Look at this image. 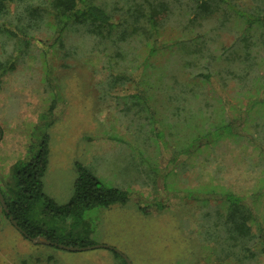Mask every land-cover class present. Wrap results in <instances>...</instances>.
I'll use <instances>...</instances> for the list:
<instances>
[{
	"label": "rangeland",
	"instance_id": "rangeland-1",
	"mask_svg": "<svg viewBox=\"0 0 264 264\" xmlns=\"http://www.w3.org/2000/svg\"><path fill=\"white\" fill-rule=\"evenodd\" d=\"M108 1H119L120 8L130 2ZM226 12L217 11L186 29L173 24H183V14L169 16L172 23L164 28L165 39L200 36L201 54L210 51L205 57L211 56L210 67L218 74L214 77L216 89L206 85L190 101L186 96L178 101L177 90L168 95L158 89L162 92L155 93L151 103L165 131L160 142L152 137L144 111L130 109L129 93L134 90L130 84L107 90L104 50H96L80 33H70L64 45L51 54L52 77L61 94L53 108L47 78L38 73L47 67L35 64L33 52L6 72L0 82L3 182L9 181L12 164L24 159L28 148L46 136L43 193L54 203L64 205L73 195L77 164L106 186L130 194V200L89 209L80 218L54 219L60 225L54 228L55 237L73 247L84 242L90 244L84 247H108L79 252L25 238L3 215L0 205V264H126L124 257L130 264H264V252L242 261L229 255H240V248H228L222 240L224 206L207 195L228 191L249 199L260 192L255 209L264 225V111L253 114L255 118L260 113L254 123L259 126H247L249 140L227 137L201 148L199 154L176 158L177 166L168 164L191 137L213 129L222 118L239 117L251 91L264 83V46L257 41V32L250 33L254 46L238 39L237 33L243 34L239 21ZM49 35L45 30L39 33L44 41ZM15 47L11 40L1 39L0 60L11 58ZM125 47L133 49L131 43ZM249 52L250 57L244 58ZM181 53L180 47L170 46L151 59L156 81L163 79L171 87L175 86L174 76L186 81L192 66L180 64L176 57ZM205 57L201 65L208 63ZM119 67L124 70L127 64L121 62ZM220 96L227 102L225 109L218 102ZM180 102L182 109L177 107ZM194 189L195 200L187 196ZM154 201L161 202L163 209L157 210ZM138 207L150 214H142Z\"/></svg>",
	"mask_w": 264,
	"mask_h": 264
},
{
	"label": "trees",
	"instance_id": "trees-1",
	"mask_svg": "<svg viewBox=\"0 0 264 264\" xmlns=\"http://www.w3.org/2000/svg\"><path fill=\"white\" fill-rule=\"evenodd\" d=\"M118 2L0 0V40H11L16 45L14 57L11 56L3 62L0 60V82L6 72L11 71L15 64L22 60V56L28 57L33 52L35 64L39 66L42 63L47 67L46 70L38 69V73L43 74L44 79L47 78L46 85L52 94L53 108L59 102L61 94L52 77L51 54L64 45L63 40L69 38L70 33L72 35L80 33L88 44H94L96 50L97 48L99 52L104 50L101 55L105 58L108 68L107 90L110 91L116 86L127 87L130 84L134 89L133 93H129L130 109L144 111L145 118L151 126L152 137L160 142L165 139V131L159 124L160 120L156 116L158 114L151 103L155 93L163 90L168 91L166 94L170 95L172 92L175 94L177 90L179 92L175 98L178 101L184 96L190 101L192 98L195 99L197 93L206 85H212L216 89L214 77L218 74L210 67L211 56H206L208 63L202 65L200 63L207 53L211 54L209 50L201 54L200 36L165 39L164 28L169 22L172 23L169 19L171 14L176 12L181 17L183 14L185 24L184 21L183 24L180 21H173V24L175 27L181 26L182 29H186L195 25L199 19L217 11H224L226 15L228 11L230 15H235L239 21V29L243 32L241 35L237 33L238 39L247 42L249 46H254V41L249 39L252 37L250 33L257 32V41L264 46V0H130L127 6L121 8ZM44 30L51 33L47 37L49 41L39 37V33ZM130 43L133 49L126 50L125 45ZM170 46L178 49L180 47L182 50L183 53L176 57L181 65L192 66L187 71L188 77L185 82L173 77L175 86L172 87L163 79L156 81L151 70L153 66L151 59ZM143 52L145 55L140 59ZM248 57L250 52L244 58ZM121 62L127 64L124 70L119 67ZM248 97L239 117L222 118L213 129L191 137V140L183 145L184 149L168 160V164L177 166L176 158L181 156L186 158L192 152L199 154L201 148L216 145L227 137L233 139L242 137L249 140L245 133L247 126L253 125L261 111H264V83L261 82ZM218 102L225 109L227 102L224 97L220 96ZM177 107L182 109L181 102ZM258 111L259 115L253 118V114ZM254 126L256 128L259 125ZM256 134L259 136L257 129ZM1 137L0 129V139ZM47 161V137L42 136L35 146L32 144L28 148L24 159L12 164L8 175L9 181L3 182L0 178V194L8 213L6 214L2 208L1 211L7 219L9 216L12 217L25 234L26 237L22 234L25 238L41 236L51 243L74 246L55 237L54 228L60 225L55 224L54 219H76L89 209L108 208L114 204L123 205L130 200V194L106 186L84 166L77 164L73 195L66 204L57 205L43 193L42 178L47 169ZM195 191L194 189V193H188L190 195L187 196L197 199V196H194ZM208 194L215 196L212 198L220 203V207L224 206L221 219L225 235L222 240L228 248H240V255H235V252H230L229 255L235 256L236 261H242L255 256L256 253H263L264 225L255 209L260 192L253 194L249 199L228 191L222 193L211 191ZM182 197L185 195L182 194ZM207 199L210 201V198ZM153 205L159 211L163 209L159 201H154ZM138 210L144 215L150 214L139 207ZM87 245L90 244L84 242L79 246ZM114 253L118 257L117 253ZM216 255L217 259L221 260L217 252Z\"/></svg>",
	"mask_w": 264,
	"mask_h": 264
},
{
	"label": "water",
	"instance_id": "water-1",
	"mask_svg": "<svg viewBox=\"0 0 264 264\" xmlns=\"http://www.w3.org/2000/svg\"><path fill=\"white\" fill-rule=\"evenodd\" d=\"M0 205L2 207V209L4 210V212L7 214L8 213V210L6 208V205L4 203V200H3V197L2 195L0 194ZM9 221L11 222V224L21 233L25 236V234L23 233V231L17 226L16 222L12 219L11 216L8 217ZM26 237V236H25ZM27 239L31 240L32 242H35V243H43V244H50V245H54L60 249H63V250H66V251H70V252H73V251H76V252H79V251H84V250H87V249H92V248H108L107 246H103V245H95L93 247L89 246V247H73V246H65V245H61V244H56V243H51L50 241L46 240L44 237H41V236H37V237H34V238H31V237H27ZM115 252L119 253L117 250L113 249ZM124 260H125V263L126 264H130V262L125 259L124 257Z\"/></svg>",
	"mask_w": 264,
	"mask_h": 264
}]
</instances>
